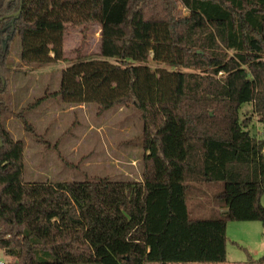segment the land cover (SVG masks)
Returning <instances> with one entry per match:
<instances>
[{"label":"trees","instance_id":"trees-1","mask_svg":"<svg viewBox=\"0 0 264 264\" xmlns=\"http://www.w3.org/2000/svg\"><path fill=\"white\" fill-rule=\"evenodd\" d=\"M89 23L99 25L98 57L76 55L55 91L14 113L32 131L23 113L48 96L98 110L131 104L141 180L25 182L24 144L1 122L14 114L9 42L18 36L20 63L48 65L64 59L66 25ZM150 53L176 69H151ZM244 103L253 116L240 118ZM253 117L264 123V0H0V250L13 264L225 262L228 221L264 231ZM216 183L219 212L192 217L189 194Z\"/></svg>","mask_w":264,"mask_h":264},{"label":"rangeland","instance_id":"rangeland-1","mask_svg":"<svg viewBox=\"0 0 264 264\" xmlns=\"http://www.w3.org/2000/svg\"><path fill=\"white\" fill-rule=\"evenodd\" d=\"M98 48V24H69L64 34L63 60L48 65H27L18 59L19 41L15 35L9 42L7 58L6 98L12 112L55 91L60 71L71 64L78 54L87 59L98 57ZM107 60L113 61L112 58ZM148 66L151 69H176L152 61L151 53ZM239 116H253L251 103L241 105ZM23 117L32 131L25 129L15 113L5 114L1 119L12 137L24 144L23 181H80L103 176L117 181L141 180L142 120L131 104H117L98 110L94 104H66L58 97L48 96L24 111ZM254 117L248 124L249 133L264 137V123ZM221 187L220 183L197 186L189 194L190 215L215 216L219 212L216 204ZM261 203L264 205V193ZM226 236V261L219 264H262L258 260L264 256V231L259 221H228ZM13 262V257L0 250V264Z\"/></svg>","mask_w":264,"mask_h":264},{"label":"crops","instance_id":"crops-1","mask_svg":"<svg viewBox=\"0 0 264 264\" xmlns=\"http://www.w3.org/2000/svg\"><path fill=\"white\" fill-rule=\"evenodd\" d=\"M221 263H223V262H221ZM156 264H158V263H156ZM175 264H219V263H212L211 262V263H175Z\"/></svg>","mask_w":264,"mask_h":264},{"label":"built area","instance_id":"built-area-1","mask_svg":"<svg viewBox=\"0 0 264 264\" xmlns=\"http://www.w3.org/2000/svg\"><path fill=\"white\" fill-rule=\"evenodd\" d=\"M261 155H262V158H264V147L261 150Z\"/></svg>","mask_w":264,"mask_h":264},{"label":"flooded vegetation","instance_id":"flooded-vegetation-1","mask_svg":"<svg viewBox=\"0 0 264 264\" xmlns=\"http://www.w3.org/2000/svg\"><path fill=\"white\" fill-rule=\"evenodd\" d=\"M15 13H11L10 15H14ZM8 36V35H7Z\"/></svg>","mask_w":264,"mask_h":264},{"label":"water","instance_id":"water-1","mask_svg":"<svg viewBox=\"0 0 264 264\" xmlns=\"http://www.w3.org/2000/svg\"><path fill=\"white\" fill-rule=\"evenodd\" d=\"M8 37V36H7Z\"/></svg>","mask_w":264,"mask_h":264}]
</instances>
